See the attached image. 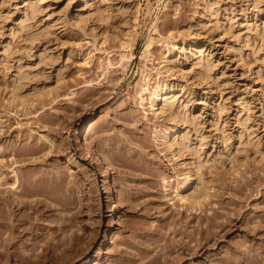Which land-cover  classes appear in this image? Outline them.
Wrapping results in <instances>:
<instances>
[{
    "label": "rangeland",
    "instance_id": "374dc122",
    "mask_svg": "<svg viewBox=\"0 0 264 264\" xmlns=\"http://www.w3.org/2000/svg\"><path fill=\"white\" fill-rule=\"evenodd\" d=\"M186 161L203 186L180 189ZM19 197L80 236L72 264L161 260L164 230L242 204V231L175 264L213 263L259 222L264 237V0H0V217Z\"/></svg>",
    "mask_w": 264,
    "mask_h": 264
},
{
    "label": "bare ground",
    "instance_id": "6f19581e",
    "mask_svg": "<svg viewBox=\"0 0 264 264\" xmlns=\"http://www.w3.org/2000/svg\"><path fill=\"white\" fill-rule=\"evenodd\" d=\"M29 7L31 9H33V11H34V9H35L34 7L35 6H34L33 2L29 4ZM153 42H154L153 38L150 37L147 46L150 47ZM124 56L125 55H123V57ZM203 69L208 70V67H204ZM24 77L20 76L19 84L22 82ZM163 89H165V88L157 87V88L154 89L153 94L156 95L157 99L161 98V107L162 108H164V107L168 108V107L171 106V100H169L167 97H164V96H166V94L163 92ZM155 105L156 104L154 103V100H153L152 101V106L154 107ZM88 122H89V120H88ZM89 131H90V129H88L87 134L89 133ZM167 135H168V133H167ZM85 140H86L85 143L88 145L89 143H88L87 139H85ZM91 155H92V158H93L94 162L98 163V165L102 164V160L99 158V156L97 154H91ZM128 165H130V164H128ZM184 174H185V177H184V179L182 181H180V184H179V187H180L181 190H185L186 188H188V186H190V184L192 182V179H193V176L195 174L198 176V180L200 181L201 186L204 185V184H202V181H203L202 173H200V172L198 173L197 171L194 170V167H193V164H192L191 161H186V168H185ZM26 187H28V189H29L31 186L30 187L26 186ZM24 190H25V194H27L28 191H29V190H26V189H24ZM30 191H32L31 193H33V190H30ZM202 192H203L202 190L198 191L197 189H194L192 191L184 193L181 196V199L185 200L188 203V209L190 211H193L197 204H201V201L199 200V198L201 196H203ZM31 193L29 195H31ZM23 194L24 193H22V195ZM27 196H28V194H27ZM19 198H21V197H19ZM16 199H18V197ZM16 199H15V201H16ZM13 200L14 199H12V204H15V202L13 203ZM24 200L25 199L21 198L19 202L17 201L19 203V205L21 206V209H23L21 211H24V213L22 212L23 214L22 213H20L21 215L19 214V212H20L19 209H18L19 210V212H18L19 215L17 213H15V211H14V214H16L17 216H13V213H12V216L10 215L11 216V220L10 221H8L10 219V218L9 219L7 218L8 216L6 217V216H4L5 214H1L2 217H0V226L2 228L0 229V257L5 258V256H7L6 260H8V259L14 260L15 262L14 261H13L14 263L11 262L12 264H18L19 261L21 263H25L26 262L28 264H68V263L70 264L71 262H73V260L75 258L73 256H71V257L68 256L71 253L70 254L67 253L68 255L66 254V257L68 256L67 259L65 258L64 255H65L66 251L68 252V250L70 248H71V251H72V248L74 250V245L76 244V240H77L78 237L80 239V236H76L74 234L75 232H71L69 234L67 232L68 230L65 229L66 227L64 228V226H63V227H61V229L63 231H65V234L63 232H61V234L63 233L64 235H62V236H64V237L61 236V238L58 239L59 236H57L58 233L56 232V229H58V228L55 227L57 225L54 224L55 225L54 227L56 229L53 226H51V223H50V225H48L49 223H46L45 225L42 224L43 227H41L40 226L41 225L40 222H38L40 220V219H38V217H40V215H41L40 213L43 212L44 208L48 209V205L45 203L47 205V207L45 205V207L43 208V207H41V202L43 200H41V202H37L38 200L34 199V201H36L35 203L33 201H31V200H30L31 203H28L29 199H28L27 202H26V200L25 201ZM9 201L8 200L5 201L4 206L2 208V212L8 213L7 209L5 207H6V204H9V205L11 204V202H9ZM18 203L16 204L17 208H19L18 207ZM12 204H11V206H12ZM42 204H43V202H42ZM9 205H7V206H9ZM243 205L244 204H242V207H243ZM242 207L239 206V208H235V209H238V210H236V212H234L233 211L234 209H232V211L234 213L233 212L232 213L227 212V213H230L229 216H227L226 215L227 213L225 214V212H224L223 215H225V216H223L221 214V216L224 217V218L222 217V220L221 219H217L219 216H218V213H216V211L214 210V215L212 216L213 213L211 215H209L211 220L209 219V221H208L209 223L206 222L207 225L205 227L203 225V222L202 223L200 222L201 219H200V221L198 219L197 220L198 224L197 225H193L194 226V229L192 228L193 230H190V229L187 228L190 231L188 233L185 232L187 230H185V231L183 230V226H188V227L190 226V221L188 219H187L188 221H185V223L183 221L184 224L181 225V227L179 226L177 228L175 226L176 229H175V227L173 228L172 226H171L172 228H168V229L165 228L166 230H164V232L166 231L165 232L166 235L168 234L169 229H171L172 231L174 229L173 233H172V231H170L173 235H174V233H176L175 237L172 235L173 236V240H171L172 237L170 239H168L169 238L168 236H170L169 235L170 233L167 235L168 238H166V241H167V239L169 240V242H168L169 246H167V242L164 243L165 236H164V239H163V237H161V235H159V237L161 239L158 240L157 238H159V237L155 238V234L153 233L154 231H151L153 234L150 233V234H152L154 236L149 234L150 236H152V238L150 236H148V237H150V239L148 238L147 241L148 240L150 241L153 238H154V240L157 239V241H161L163 239V242L161 241V244H158V245L160 247V245H162V243L165 244L163 248L161 246V249L164 250V252H165V249H164L165 247L169 248L168 250H166V253H167L166 255L167 256L163 255L164 253L162 254V250L159 249V250H161L160 251L161 256L162 255L165 256L163 258L161 257V260L164 259L163 262L165 264H175V263H178V262H181V261H185L190 256L199 255L201 253H204L208 249V247L211 246V243L212 244H215V243L217 244L218 237L221 238V233H223V235H227L229 233H232L233 231H237V230L242 231V227L245 226V225L242 226V224L239 223V221H238V217L240 216V214L242 213V210H243ZM11 208H13V207H11ZM50 208L51 207L49 206V209ZM9 209H10V207H9ZM29 209H30V211H28ZM10 210H13V209H10ZM10 214H11V212H10ZM211 216H212V218H211ZM261 221H264V219H262ZM65 222H64V225L68 224V223L65 224ZM180 223L182 224V222H180ZM62 225L63 224H61L60 226H62ZM201 225L203 227H201ZM36 227H38V232H36L34 234V231H37ZM169 227H170V225H169ZM261 227H262L261 222H259L257 225H255L252 228V230H247V229H249V226L248 227L246 226L247 229L246 228L245 229L247 231L244 230L245 233H246L244 235L246 237V239L245 238H243L245 240L242 239L244 242H241L242 241L241 238H240V241H239V239H236V238H235L236 240L233 239V241H237V240L239 241V243H237L238 245H236L233 248H230L228 251L225 250V248H223V251L224 250L226 251L225 252V256H223V257L221 256V258H219L220 255H221L220 254L219 257H218V260L216 261V259H215L214 262L212 260L213 263H210V264H264V237L263 236L259 237V235H261L260 234L261 233ZM34 229H36V230H34ZM243 229H244V227H243ZM6 231H7V234H5ZM158 231L160 232L162 230L160 229ZM30 232L33 233L32 237H34V238L33 239L31 238L32 239L31 242L30 241L27 242V240H29L30 238H27L26 235L28 233L30 235L31 234ZM58 232H60V231H58ZM161 233L162 232H160V234ZM178 233H180L181 235L178 234ZM177 234L180 235V238L175 239ZM185 234H187V235H185ZM162 235H164V234H162ZM178 235H177V237H179ZM257 235H258V238H257ZM244 236H242V237H244ZM184 237H186L188 239L185 240L186 238L184 239ZM55 238H57V241H55ZM78 240H77V242H78ZM253 240H257V241L253 242ZM144 241H146V240L144 239ZM150 243H148L146 245L148 247H145V246H142V247L143 248L145 247V248L148 249L149 246H150L149 245ZM140 244H142L141 240H140ZM39 246H41L40 250H38ZM130 246H128V247L132 248ZM139 246H141V245H139ZM152 246L153 245H151V247ZM154 246L156 247V243L154 244ZM226 246L227 245H225L224 247H226ZM229 247H231V246H229ZM241 247H243V248H241ZM76 248H77V245H76ZM157 249H158V247H157ZM79 250L80 249H78V251L76 250L77 252L75 251L78 255L81 253V252H79ZM82 251H84V250H82ZM151 253L152 252H149V254H151ZM160 253H158L159 254L158 256H160ZM72 254L74 255L75 253L72 252ZM134 254H136V253H134ZM134 254L131 255V256L136 257ZM217 254H219V253H217ZM62 255L64 256V260L63 261L59 260L60 258L61 259L63 258ZM153 255H154V253H153ZM153 255H151V257ZM222 255H224V253ZM34 256L36 258L35 259L33 258L34 259L33 260L32 257H34ZM154 256H153V260L149 259V261L151 263H149V261H148V263L149 264H157V263L160 264L162 261L159 260L160 257H156L157 253H156V256L155 257ZM77 257H79V256H77ZM114 257H116V256H114ZM124 257H120V258H124ZM142 257L143 256H141V258ZM131 258L129 259V256H128L129 260H131ZM157 258H159V259H157ZM214 258H215V255H214ZM128 259L125 260V262L123 261L124 262L123 264H125L128 261ZM209 260H210V258H209ZM57 261H59V263H57ZM156 261H159V262L156 263ZM0 262H1V260H0ZM6 262H7L6 264H11L8 261H6ZM128 262H130V261H128ZM142 263H144V262H142ZM164 263H162V264H164ZM94 264H96V262ZM121 264H122V262H121ZM138 264H141V263H138Z\"/></svg>",
    "mask_w": 264,
    "mask_h": 264
}]
</instances>
